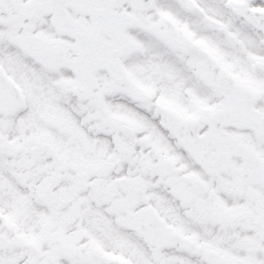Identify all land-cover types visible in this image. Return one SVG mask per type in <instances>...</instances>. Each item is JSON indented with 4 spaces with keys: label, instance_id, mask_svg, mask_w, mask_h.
Wrapping results in <instances>:
<instances>
[{
    "label": "snow or ice",
    "instance_id": "6c2138e0",
    "mask_svg": "<svg viewBox=\"0 0 264 264\" xmlns=\"http://www.w3.org/2000/svg\"><path fill=\"white\" fill-rule=\"evenodd\" d=\"M0 264H264V0H0Z\"/></svg>",
    "mask_w": 264,
    "mask_h": 264
}]
</instances>
